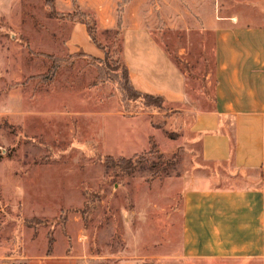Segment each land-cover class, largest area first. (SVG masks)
<instances>
[{
	"label": "rangeland",
	"instance_id": "374dc122",
	"mask_svg": "<svg viewBox=\"0 0 264 264\" xmlns=\"http://www.w3.org/2000/svg\"><path fill=\"white\" fill-rule=\"evenodd\" d=\"M49 2L0 0V264H180L183 192L230 171L202 158L190 129L213 103V34L197 18L161 27L186 98L146 101L125 80L121 34L94 32L102 58L69 53L78 16Z\"/></svg>",
	"mask_w": 264,
	"mask_h": 264
},
{
	"label": "crops",
	"instance_id": "0c3cea01",
	"mask_svg": "<svg viewBox=\"0 0 264 264\" xmlns=\"http://www.w3.org/2000/svg\"><path fill=\"white\" fill-rule=\"evenodd\" d=\"M97 30H116L131 85L168 103L185 101V75L157 41L161 27L202 23L213 34V103L194 112L190 129L202 158L230 171L215 186L201 180L183 192L180 264H264V0H75ZM70 12L72 0H55ZM239 6L257 24H246ZM69 53L105 54L84 23L74 21ZM250 174V175H249ZM252 182L253 185L247 183Z\"/></svg>",
	"mask_w": 264,
	"mask_h": 264
},
{
	"label": "trees",
	"instance_id": "16d2710c",
	"mask_svg": "<svg viewBox=\"0 0 264 264\" xmlns=\"http://www.w3.org/2000/svg\"><path fill=\"white\" fill-rule=\"evenodd\" d=\"M72 3H73L72 11L65 12V13L64 12H60V11L57 10V8L55 6V0H50L48 7H49L51 13H56L57 14L59 12V13H62L63 16H71L70 14H72V15L76 14L78 16V19H74V21H79V22H82V23H84L86 25L91 40L100 49L104 50L105 51V55H106L107 54V48L105 46H103L99 41H97L96 37L94 36V32L97 30L96 21H95L94 15L91 14V13L82 11L79 8V6L77 5L75 0H72ZM115 33L116 34H120V20L118 22V27L115 30ZM85 56L90 57L89 55H85ZM119 56H120V60L122 62L121 49H119ZM123 65H124L123 68H124L125 80L127 81V83H129V90L130 91H133L137 96L141 97L142 99H144L146 101L162 100V98L160 96L146 94V93H141V92L136 91L134 89V87L131 85L127 68H126L124 63H123ZM151 152H152V149L149 150L150 154H151ZM159 156L161 157V154H159ZM138 158L143 159V156H142V158L141 157H138ZM132 162H133V158H128V159L118 158V160H114L112 157L107 156L104 159V164H105V166L107 168H111V167H115V165H119V167H121L126 172H127V170L128 171L132 170L131 169Z\"/></svg>",
	"mask_w": 264,
	"mask_h": 264
}]
</instances>
